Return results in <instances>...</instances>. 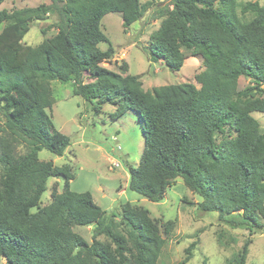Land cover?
Returning <instances> with one entry per match:
<instances>
[{
	"label": "trees",
	"instance_id": "1",
	"mask_svg": "<svg viewBox=\"0 0 264 264\" xmlns=\"http://www.w3.org/2000/svg\"><path fill=\"white\" fill-rule=\"evenodd\" d=\"M167 2L143 47L146 58L178 71L186 57L181 50L188 51L203 65L194 76L198 87L181 82L145 90L125 61L118 71L101 65L114 55L110 45L98 46L107 42L101 18L120 12L126 30L140 17L139 0H48L0 10V261L160 264L164 238L146 208L122 203L116 223L89 192L69 189L71 165L39 159L41 149L62 156L70 144L47 114L51 81L69 82L72 94L96 113L105 104L114 108L112 119L136 113L144 144L138 164L128 167L130 190L159 201L180 177L199 197L200 211H215L249 234L264 229V128L251 115L264 112V5L241 4L240 12L252 17L240 21L236 0ZM48 14L56 16V33L36 46L22 44L30 24ZM240 76L249 80L242 88ZM18 143L23 153H17ZM51 177L63 180L62 190L39 206ZM74 225H93L92 241ZM100 235L109 242L99 241ZM251 242L245 239L224 264H245ZM195 244L185 249L181 264Z\"/></svg>",
	"mask_w": 264,
	"mask_h": 264
},
{
	"label": "rangeland",
	"instance_id": "2",
	"mask_svg": "<svg viewBox=\"0 0 264 264\" xmlns=\"http://www.w3.org/2000/svg\"><path fill=\"white\" fill-rule=\"evenodd\" d=\"M254 0H236V14L240 21H247L252 13L240 12V5ZM48 0H4L0 10L11 11L14 8L35 7ZM264 5V0H257ZM140 17L126 30L122 27L120 12L105 14L100 20V29L107 38L98 44L106 49L110 45L114 55L101 65L118 71L122 61L128 65V72L138 74L145 90L155 86L191 82L199 85L194 76L203 70L202 62L184 49L186 56L178 71H172L161 61L149 62L143 47L148 45L150 34L156 30L162 18H158L167 7V0H139ZM56 16L48 14L42 20L33 21L21 42L36 46L43 39L56 33ZM249 84L248 78L240 76V88ZM53 104L47 109L53 128L70 139V144L62 156H56L46 149L38 152L40 160H51L55 165L68 163L72 167L73 179L69 189L75 192L87 191L93 201L107 214L116 215L115 222L120 223L121 204L129 202L149 211L164 238L158 262L160 264H181L186 257L185 249L196 241L189 258L183 264H224L236 253L245 239L250 238L245 264H264V229L251 233L242 228H232L219 220L215 211H200L196 203L199 197L184 185L180 177L169 186L159 201H150L146 197L128 188V167L139 162L144 139L141 125L135 112L128 111L117 119L110 113L113 106L105 104L99 112L80 96L72 94L71 84L51 81ZM251 115L264 128V112H252ZM227 135V132H226ZM218 139L221 135L217 136ZM18 154L25 151L22 143L16 145ZM2 168L0 166V175ZM46 191L42 194L39 206L51 200L52 193L62 190L63 180L51 177L47 180ZM35 210V209H34ZM264 225V218H261ZM120 229V226L119 228ZM72 230L85 241H92L93 225H74ZM97 239L109 242L100 235ZM0 264H5L4 260Z\"/></svg>",
	"mask_w": 264,
	"mask_h": 264
}]
</instances>
